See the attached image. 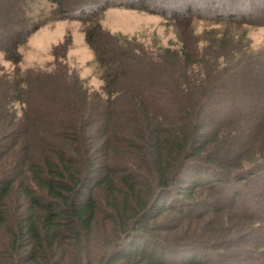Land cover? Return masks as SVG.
Segmentation results:
<instances>
[{"label": "trees", "instance_id": "1", "mask_svg": "<svg viewBox=\"0 0 264 264\" xmlns=\"http://www.w3.org/2000/svg\"><path fill=\"white\" fill-rule=\"evenodd\" d=\"M100 1L50 6L97 20L147 0ZM194 1L162 11L185 36L156 53L91 19L100 92L66 68L0 77V264H264V48L247 37L264 2ZM14 18L0 51L18 65L40 25ZM200 20L219 27L196 37Z\"/></svg>", "mask_w": 264, "mask_h": 264}, {"label": "rangeland", "instance_id": "2", "mask_svg": "<svg viewBox=\"0 0 264 264\" xmlns=\"http://www.w3.org/2000/svg\"><path fill=\"white\" fill-rule=\"evenodd\" d=\"M51 1L0 0L1 34L2 31H5V25L9 24L11 18L12 20L13 17L18 18L17 22H20L21 16L27 17L28 13H33L36 17V24L40 25L19 47L21 60L18 65L7 60L0 51V77L5 74L12 76L17 68L23 73L29 69H41L50 72L56 67L58 70L55 72L60 75L59 70L64 72L66 68L69 74L77 77L84 87L90 91L100 92L103 82L100 78L94 52L86 40V31L92 26L89 23L92 21L91 19L94 22L98 21L104 30L112 34H120L136 45L142 46L149 53H156L158 47H178L180 44L179 36L183 39L185 36L181 34L182 29L178 28L179 26L177 27L176 24L161 15L164 10L167 14L171 13V10L182 9L178 5L180 0H147L144 2L145 8L143 9L111 6L97 20H95L96 16L92 18V14L87 8V15L76 14L74 11L71 12L70 17L55 19L54 17H57L58 12H52ZM62 1H65L72 11L77 7H83L86 0ZM124 1L129 0H108V3L118 4ZM259 1L264 2V0ZM133 2L136 3V0ZM98 3L101 4V1L98 0ZM194 3L195 6L192 7H202V12H206V5H211V3L220 4L224 7V11H228L232 8L240 9L239 5L243 3V0H196ZM260 4L263 6L256 8V15L253 16V19L258 21L264 20V3ZM53 9L55 10V8ZM179 11L185 12L184 9ZM195 12L192 11L190 14H195ZM44 13H50L49 15L52 13L53 15L48 17L49 20L45 24H42L45 20H38L37 18ZM204 15L206 16V14ZM11 23L14 24V22ZM11 23L10 25H12ZM218 27L219 25L212 23V21L200 20L194 23L192 32L194 36H201L200 38H202L210 30ZM10 30L5 31L6 38L2 40V43L7 44L8 39H11L12 31L10 32ZM247 37L253 49L264 48V24L247 27ZM203 45V43L199 44L200 47Z\"/></svg>", "mask_w": 264, "mask_h": 264}]
</instances>
